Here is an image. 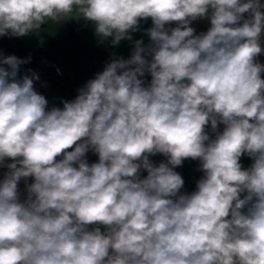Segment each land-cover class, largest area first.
Returning a JSON list of instances; mask_svg holds the SVG:
<instances>
[{"label": "clouds", "instance_id": "clouds-1", "mask_svg": "<svg viewBox=\"0 0 264 264\" xmlns=\"http://www.w3.org/2000/svg\"><path fill=\"white\" fill-rule=\"evenodd\" d=\"M70 18L149 43L62 107L0 53V264H264V0H0V37Z\"/></svg>", "mask_w": 264, "mask_h": 264}, {"label": "crops", "instance_id": "crops-1", "mask_svg": "<svg viewBox=\"0 0 264 264\" xmlns=\"http://www.w3.org/2000/svg\"><path fill=\"white\" fill-rule=\"evenodd\" d=\"M152 26L151 19L140 21L139 30L132 33V40H122L119 45L112 46L111 38L101 42L95 34V27L90 21L80 19H68L60 23L47 22L36 31L24 37H0V53L4 56L15 55L42 58L51 56L55 58L64 70V76L59 77L52 70L42 69L38 74L39 80L34 82L37 92L44 95L49 101V107H62L61 100H73L81 88L89 79L103 70L105 65L112 59L123 57L129 58L134 50V41L142 39L145 44L149 43L146 30ZM175 27V24L170 25ZM196 34L206 31L210 27L207 19L193 21L191 24ZM264 47V40H262ZM264 64V53L258 58ZM264 78V75H262ZM145 82H150V76L146 74ZM223 126H221L222 129ZM86 158L89 163L96 162L98 157L88 152ZM150 159L158 164L166 160V157L157 154ZM10 162V161H8ZM242 167L247 168L252 160L248 156L241 157ZM184 179L182 192H192L196 188V182L203 176L199 171V161L187 159L182 166L175 169ZM7 171L6 167H0V179ZM142 172V175H146ZM28 183L32 182L28 178ZM21 198L26 195L25 181L19 183ZM103 230V229H102Z\"/></svg>", "mask_w": 264, "mask_h": 264}, {"label": "built area", "instance_id": "built-area-1", "mask_svg": "<svg viewBox=\"0 0 264 264\" xmlns=\"http://www.w3.org/2000/svg\"><path fill=\"white\" fill-rule=\"evenodd\" d=\"M20 59H28L29 62L26 64L21 65L20 67V73L19 75L22 76L24 74H30V71H33L37 74L41 73L42 69H48L52 70L56 76L62 77L64 76V70L61 67V65L58 63V61L51 57V56H45L42 58H35V57H19Z\"/></svg>", "mask_w": 264, "mask_h": 264}, {"label": "trees", "instance_id": "trees-1", "mask_svg": "<svg viewBox=\"0 0 264 264\" xmlns=\"http://www.w3.org/2000/svg\"><path fill=\"white\" fill-rule=\"evenodd\" d=\"M24 58L28 57V56H23Z\"/></svg>", "mask_w": 264, "mask_h": 264}]
</instances>
